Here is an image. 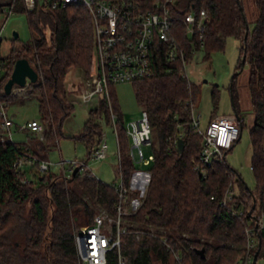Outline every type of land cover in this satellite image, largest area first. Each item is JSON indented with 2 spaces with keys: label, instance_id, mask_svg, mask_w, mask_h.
<instances>
[{
  "label": "trees",
  "instance_id": "1",
  "mask_svg": "<svg viewBox=\"0 0 264 264\" xmlns=\"http://www.w3.org/2000/svg\"><path fill=\"white\" fill-rule=\"evenodd\" d=\"M181 2L184 9L177 13L175 33L186 50V61L195 51H203V58L211 59L213 51L225 47L228 36L241 40L245 60L241 58L240 67L249 64L248 89L254 114L249 137L255 185L250 187L226 159L235 144L202 171L203 131L193 124L199 86L188 77L182 59L168 61L160 53L155 57V75L132 81L158 144H151L154 160L145 196L135 212L124 215L121 252L126 257L124 264H242L253 258L259 246H249L251 236L260 242L257 259L264 254V226L256 227L255 218L264 214V0H256L258 15L252 29L247 28L242 0ZM6 4L0 1V10ZM190 7L206 11L204 31L191 36L183 22ZM13 9L27 12L32 39L13 47L8 56H0V126L3 108L15 99L13 92L5 93V83L16 60L26 57L38 72L37 81L28 86L39 91V111L43 126H47L44 138L51 144L58 140L64 118L76 105L65 87L68 71L72 67H81L86 73L91 70L94 19L78 2L53 7L46 0H37L28 10L23 0H15ZM113 85L108 87L109 96L99 94L98 105L89 109L84 131L77 138L86 143L90 157L103 139L101 120L112 123V111L118 119V171L129 184L138 166L130 157V139ZM232 92L233 108L240 114L234 82ZM213 99L216 107V92ZM240 126H244L242 117ZM180 136L184 139L181 153L177 149ZM26 153L39 157L26 144L0 137V264H82L76 235L101 212L117 215V191L88 171L70 179L50 168L37 169V179L26 181L25 170L16 165ZM229 188L234 190L232 198H226ZM235 209L243 213H234ZM202 248L204 256L198 252ZM107 259L108 264H118L117 249L110 250Z\"/></svg>",
  "mask_w": 264,
  "mask_h": 264
},
{
  "label": "built area",
  "instance_id": "2",
  "mask_svg": "<svg viewBox=\"0 0 264 264\" xmlns=\"http://www.w3.org/2000/svg\"><path fill=\"white\" fill-rule=\"evenodd\" d=\"M6 4L2 12L7 13L0 19V31L6 17L14 13L13 3L15 0H4ZM44 2L45 0H41ZM182 0H46L53 7L66 5L68 3H82L90 11L94 19L95 30V57L97 63V74L93 78V87L88 93L89 99L95 94L106 92L109 96V85L119 82H132L139 78L151 77L157 72L155 57L163 53L168 61L177 59L183 60L186 68V50L178 40L175 33V21L177 13L184 8ZM11 2V3H9ZM26 9H33L37 0H23ZM191 6V5H190ZM193 7V6H192ZM206 11L200 9L186 10L183 14V22L186 25L187 33L191 36L194 33L204 31V20ZM162 51V52H161ZM95 59V58H94ZM0 69V81L2 77ZM5 128H10L13 121L2 110ZM111 119L117 139V154L119 158V131L117 116L111 111ZM28 126L36 131L43 130V125L38 120L29 121ZM193 124L200 128V117L194 112ZM125 131L130 139V157L138 166L147 164L154 159V154L146 157L144 145L152 144V128L147 114L143 110L141 116L125 121ZM242 128L240 120L235 113L229 115H218L211 118L203 130V148L200 154L202 171L207 166L221 159L225 152L232 148L241 136ZM108 142L106 138L92 150L90 158L104 159L107 156ZM38 162V169L45 171L50 168V163L38 159L34 154L26 153L19 158L16 165L22 169L25 165H34ZM64 165V161H62ZM75 167H80L79 172L91 171L87 168V160L74 159L69 162V173L64 169L63 174L71 176ZM94 175V174H92ZM26 181L29 179L26 177ZM117 191L119 202L117 204V215L110 216L101 212L94 217L91 224L86 225L76 235V244L82 264H108L107 254L110 250L117 249L118 264H124L126 257L121 252V233L126 231L122 227L124 215L128 211L130 202V188L126 183L123 172L119 171V181L110 183ZM234 190L229 188L226 198H232ZM226 200V199H225ZM134 206L132 212L137 210ZM234 213L242 214L243 211L235 209ZM109 224L112 231H109L105 223ZM264 226V214L258 217L256 222ZM165 242L167 238L165 237ZM259 241L251 236L250 247H257ZM252 257H249L242 264H251Z\"/></svg>",
  "mask_w": 264,
  "mask_h": 264
},
{
  "label": "rangeland",
  "instance_id": "3",
  "mask_svg": "<svg viewBox=\"0 0 264 264\" xmlns=\"http://www.w3.org/2000/svg\"><path fill=\"white\" fill-rule=\"evenodd\" d=\"M242 3L245 8L248 27L252 29L258 15L256 0H242ZM6 15L7 13L0 10V19ZM14 31L19 32L18 38L14 37ZM0 38V56L2 57L8 56L13 47H19L23 43L29 42L32 39V34L28 24L27 12L9 14L1 28ZM240 46V38L232 35L227 37L223 49H218L211 53V59L209 60L203 58V51H195L193 57L187 61L186 72L190 80L199 86V96L194 112L200 117L201 131L206 128L211 118L234 113L231 85L233 76L238 72L234 78V88L238 95V102L240 101L241 104H239L241 108L240 115L244 119V126L239 140L235 143L232 150L227 153L226 159L238 170L245 182L253 188L255 179L251 168L252 146L249 128L253 125L254 114L250 107L248 89L249 64L245 63L240 67L241 58L243 57L240 52ZM81 69L84 72V80H93L97 74L95 54L93 55V64L90 72L86 73L83 68ZM113 89L125 121L141 116L143 106L137 102L133 82L115 83ZM214 92H216L218 98L216 107L213 99ZM13 94L15 99L8 100L7 105L3 108L13 118V125L10 131L1 125L0 137L24 143L32 148L33 152L39 156V159H44L50 163V170L53 173H63L64 169L69 173V162L74 159H81L87 160V168L99 179L107 183L119 181L118 148L113 124L105 119L101 120L104 138H106L109 145L107 156L104 159L88 157L86 143L82 139L77 138L84 131L89 109L98 105V94H95L88 102L80 100L76 102L74 111L66 116L62 122V132L58 140L51 144L44 138V133L47 129L46 125L43 126L41 131L27 127V123L33 119L44 124L38 105L39 91L34 92L28 84L24 87L16 85ZM152 141L156 145L158 144V139L154 134L152 135ZM39 143H42V149L39 147ZM144 151L146 157H149L153 154V147L144 145ZM153 160L150 159L147 164H139L138 169L131 173L129 179L131 196L128 211L132 212L134 206L139 207L145 196L151 176L149 167ZM62 161H64V165ZM23 169L29 180L37 179L38 167L25 165ZM105 225L109 231H112L107 222ZM256 264H264V254L257 259Z\"/></svg>",
  "mask_w": 264,
  "mask_h": 264
},
{
  "label": "water",
  "instance_id": "4",
  "mask_svg": "<svg viewBox=\"0 0 264 264\" xmlns=\"http://www.w3.org/2000/svg\"><path fill=\"white\" fill-rule=\"evenodd\" d=\"M246 20H247V18H246ZM247 28H248V23H247ZM246 35H247V32H246ZM14 37H16V38L19 37V32L14 31ZM244 60H245V55L242 57L243 62H244ZM237 74H238V72L233 76L232 84H233L234 78ZM37 79H38V72L36 71L34 66L30 63L29 59L26 57L18 58L15 62L13 71H12L9 79L5 83V87H4L5 93L10 94L14 91V87L16 85L24 87L29 82L37 81ZM231 96L233 99L232 85H231ZM234 113H235L236 117L240 120L241 116L235 109H234ZM177 149H178L179 153H181L184 149V139L181 136L178 138ZM79 169H80V167H75L72 171L71 176H68V178L72 179L79 172ZM254 207H255V204L252 206V209L250 210V212L253 211ZM255 218H256V222H257L258 217L256 216ZM85 226H82L81 229H84ZM256 227H258L257 223H256ZM259 246H260V242H259ZM259 246L253 255L252 264H256L258 253H259V248H260ZM198 252L201 253L203 256L205 255L203 248L199 249Z\"/></svg>",
  "mask_w": 264,
  "mask_h": 264
},
{
  "label": "crops",
  "instance_id": "5",
  "mask_svg": "<svg viewBox=\"0 0 264 264\" xmlns=\"http://www.w3.org/2000/svg\"><path fill=\"white\" fill-rule=\"evenodd\" d=\"M0 44H1V38H0ZM83 74H84V72L80 67H72L68 71L66 78H65V86L67 89L68 96L72 100H74L75 102H77L78 100H80L82 102H88L94 96L93 95L89 99H87L88 93L90 92V90L93 87V80L92 79H91V81L84 80ZM239 104H240V101H239ZM250 107H251V105H250ZM7 116L10 117L13 121V118L8 113H7ZM33 120H36V119H33ZM12 125H13V123H12ZM11 126L9 129L8 128H6V129L8 131H10ZM27 127H29L28 124H27ZM38 145L41 149L43 148L42 143H39ZM28 148L31 149L32 152L34 151L29 146H28Z\"/></svg>",
  "mask_w": 264,
  "mask_h": 264
}]
</instances>
